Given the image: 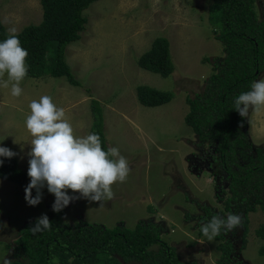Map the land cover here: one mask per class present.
Here are the masks:
<instances>
[{
  "label": "rangeland",
  "instance_id": "1",
  "mask_svg": "<svg viewBox=\"0 0 264 264\" xmlns=\"http://www.w3.org/2000/svg\"><path fill=\"white\" fill-rule=\"evenodd\" d=\"M210 4L209 0H99L90 4L82 13L86 24L79 40L64 53L80 86H70L64 78L42 76L26 77L20 97L11 95L10 86L0 87V147L16 152L13 158L27 172L32 136L25 120L30 102L51 96L65 110L75 134L86 136L92 124L89 102L94 100L101 108L107 147L119 148L130 162L131 173L126 182L113 185L112 200L71 202L63 209L65 225L85 222L132 229L152 224L160 228V240L175 249L181 262L216 264L219 252L215 247L226 242L231 246L229 264H264V255L258 254L264 241L255 236L264 225V213L257 206L247 212L238 202H231L229 212L224 210L221 202L229 194L215 143L197 137L183 121L188 112L185 100L203 95L214 60L223 57L222 47L214 39L220 28L208 22ZM253 10L258 21L262 20L264 0H255ZM40 21L39 0H0V23L7 34L11 27L19 33ZM157 37L166 38L169 45L174 70L166 78L137 65V58ZM262 77L264 73L255 81ZM140 85L172 92L173 97L162 106L143 107L135 98V88ZM244 122L250 150L229 152L227 164L233 174L250 165L255 149L264 151V108L250 110ZM255 180L257 177L249 178ZM68 194L79 196L72 190ZM54 200L47 190L40 204L29 206L17 185L0 179V225H6L0 227V264L12 260L18 230L44 214ZM229 213L241 215L246 222L243 248L242 226L223 231L220 241L198 235L199 228L213 216ZM156 248L149 247L148 253Z\"/></svg>",
  "mask_w": 264,
  "mask_h": 264
},
{
  "label": "trees",
  "instance_id": "2",
  "mask_svg": "<svg viewBox=\"0 0 264 264\" xmlns=\"http://www.w3.org/2000/svg\"><path fill=\"white\" fill-rule=\"evenodd\" d=\"M97 1L39 0L40 23L26 26L18 33L22 47L29 53L26 77L64 78L70 86H80L65 63L64 53L68 45L79 40L84 30L86 19L83 11ZM209 1L208 22L220 28L214 39L221 45L223 57L214 60L203 95L185 100L188 112L183 121L197 137L210 138L215 143L218 167L225 174L229 194L221 202L224 210L229 212L231 202H238L245 206L247 212H252L257 206L264 213V151L255 149L250 165L236 174L230 172L227 164L230 151L250 150L246 124L235 110L234 100L242 92L249 91L256 77L264 73V18L258 21L253 10L255 0ZM7 35L0 23V41ZM137 65L161 78L168 77L174 68L167 39H153L149 49L137 58ZM172 97V92L144 85L135 88L137 103L147 108L167 104ZM89 106L91 133L100 136L102 148L107 151L101 108L94 100L89 102ZM0 160L4 161L0 166V179L17 185L25 195L30 182L27 172L18 167L15 158L0 157ZM251 176L257 180L249 181ZM41 191L44 198L47 187ZM32 195H36L35 189ZM44 214L52 222L51 229L34 235L31 226L36 220L25 223L18 230L11 254L12 264H52L53 261L59 264H194L181 262L175 249L160 240V228L155 225L138 224L128 229L81 222L67 226L63 222V210L54 212L52 204ZM202 226L198 230L199 236H203ZM241 226L243 248L246 222ZM222 234L223 230L213 240H222ZM255 236L264 241V225L257 228ZM225 243L219 242L215 247L219 252L216 264H229L231 246ZM151 246L157 247L154 253H148ZM258 254L264 255V245L258 249Z\"/></svg>",
  "mask_w": 264,
  "mask_h": 264
},
{
  "label": "clouds",
  "instance_id": "3",
  "mask_svg": "<svg viewBox=\"0 0 264 264\" xmlns=\"http://www.w3.org/2000/svg\"><path fill=\"white\" fill-rule=\"evenodd\" d=\"M28 55L17 29L9 28L7 38L0 41V87L7 89L10 86L13 97L23 94L21 82L28 73ZM5 74L7 79H4ZM234 107L242 118L248 117L250 110L264 108V77L254 81L249 91L239 94ZM29 109L30 114L25 120L32 136L27 170L30 182L25 188L27 204H40L43 199L41 190L45 186L55 197L52 210L57 213L81 198L100 204L112 200L115 197L113 185L126 182L131 173L130 162L121 155L119 148L103 150L97 133L76 135L65 110L58 107L49 95L32 100ZM17 155L10 148L0 147V157L11 159ZM3 162L0 160V166ZM33 189L36 190L35 196L32 195ZM68 190L79 193V196L69 195ZM241 224V215L229 213L226 217L213 216L203 224L201 231L208 241H212L222 230L232 232ZM51 227L47 214H42L31 226V232L35 235ZM4 264H12V261L5 259Z\"/></svg>",
  "mask_w": 264,
  "mask_h": 264
}]
</instances>
